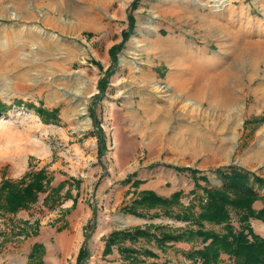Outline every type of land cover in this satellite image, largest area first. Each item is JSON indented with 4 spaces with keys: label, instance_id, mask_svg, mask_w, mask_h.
<instances>
[{
    "label": "rangeland",
    "instance_id": "rangeland-1",
    "mask_svg": "<svg viewBox=\"0 0 264 264\" xmlns=\"http://www.w3.org/2000/svg\"><path fill=\"white\" fill-rule=\"evenodd\" d=\"M222 6L214 0H0V103L7 107L0 112V180L41 168L52 178L35 203L0 217V264H45L50 253L72 255L76 264H189L184 255L199 241L160 249L153 241L125 240L105 254L115 231L185 226L160 209L142 210L140 218L123 206L142 191L164 198L181 191L186 206L194 182L174 167L198 171L207 188L223 186L213 172L220 167L264 179V0ZM155 41L161 51L152 49ZM17 101L58 109V124H44ZM254 188L264 196V186ZM84 219L83 243L59 249L60 226ZM231 223L237 228L233 212ZM250 226L264 239L261 221L251 219ZM34 245L40 250L31 256ZM84 246L88 256L80 263ZM127 247L157 257L140 255L136 262L121 253Z\"/></svg>",
    "mask_w": 264,
    "mask_h": 264
},
{
    "label": "trees",
    "instance_id": "trees-1",
    "mask_svg": "<svg viewBox=\"0 0 264 264\" xmlns=\"http://www.w3.org/2000/svg\"><path fill=\"white\" fill-rule=\"evenodd\" d=\"M135 6L136 2L131 5V8ZM128 18L130 27H132L133 18L131 15ZM126 36L127 33L124 34V38ZM114 51L115 48L113 47L109 50L113 61L115 60ZM109 73L110 70H107L105 77L99 80L98 89L100 94L104 93L106 89ZM16 103L32 109L44 124H58V109H47L42 105L35 106L31 103L22 104L20 101ZM6 108L5 105L0 103V112ZM98 137L100 138V135ZM103 144L104 140L100 138L99 145L103 146ZM99 151L102 152L103 148L101 147ZM173 169L188 173L194 182V189L189 192L190 195H193V198L186 206L180 203L181 191L172 193L168 198L158 196L152 191H142L137 198L132 200L131 204L123 206L122 211L143 218L142 210L160 209L166 217L184 222L185 228L165 232L157 227L156 231L152 233L146 228L115 231L108 236L104 253H109L113 245L125 240H129L131 243H136L141 239L149 242L153 241L160 249L169 242L199 241V247H192L184 255L189 264H264V239L254 233L250 226L251 219L259 220L264 224V196L259 195L254 188V185L262 188L264 179L238 167H220L213 172L221 179L223 186L207 188L199 184V180L207 182V178L202 176L198 179L196 177L198 171L190 168L174 167ZM51 181L52 178L45 168L36 171L29 170L17 180L1 179L0 217L15 214L19 210L28 208L29 205L37 201L40 193L47 191ZM139 184L138 181H134L132 186H138ZM63 187L64 185L61 184L54 188L52 195L48 194L45 197L44 203L50 205V202L54 201V196ZM198 189L201 190V195H197ZM68 193L67 191V197ZM256 201L263 203V207L259 210L253 208ZM232 212L236 215L237 228L231 223ZM207 225L217 226L220 231L207 229ZM33 248L31 256L37 252V248L40 250V246L34 245ZM121 253L136 262L140 260L138 258L140 255L150 258L157 257L155 253L147 248L136 250L127 247L122 248ZM87 254L88 250L84 246L79 251L78 262H84L86 256H88ZM222 255L227 257L226 262L222 261ZM152 264L157 263L153 262Z\"/></svg>",
    "mask_w": 264,
    "mask_h": 264
},
{
    "label": "crops",
    "instance_id": "crops-1",
    "mask_svg": "<svg viewBox=\"0 0 264 264\" xmlns=\"http://www.w3.org/2000/svg\"><path fill=\"white\" fill-rule=\"evenodd\" d=\"M232 3H234L236 0H230ZM227 3V2H226ZM66 203V202H65ZM68 204H66L65 206H67ZM66 211V210H65ZM86 221V219L83 220V222L80 223V226H76V224L72 223V225L70 226H60L61 231L57 234V244H58V248L62 249L64 251L71 249V248H76L78 246H80L83 243V223ZM71 224V222L69 223ZM100 227V226H98ZM183 228H185V226H182ZM183 228H178V229H183ZM89 238V237H88ZM86 238L85 241L89 240V243L91 241H95L96 236H92L90 239ZM88 239V240H87ZM39 244L41 246H47L45 243H43V245L41 243H36ZM68 260V258H70ZM67 258V259H66ZM68 260V261H67ZM43 263L45 264H76L75 258L72 259V255H65V253H63L61 256H53L51 253L46 255L43 257ZM166 264V263H165Z\"/></svg>",
    "mask_w": 264,
    "mask_h": 264
},
{
    "label": "bare ground",
    "instance_id": "bare-ground-1",
    "mask_svg": "<svg viewBox=\"0 0 264 264\" xmlns=\"http://www.w3.org/2000/svg\"><path fill=\"white\" fill-rule=\"evenodd\" d=\"M215 2H216V4L220 7V6H222V5H225L226 4V2H227V0H214ZM216 7V6H215ZM223 7V6H222ZM49 9V8H48ZM53 10V9H52ZM51 9H50V11H49V15L51 16V18L52 17H55V15H54V11H52ZM48 15V16H49ZM162 45L160 44V43H158V42H153L152 43V49L153 50H160L162 47H161ZM150 49H151V46H150ZM151 49V50H152ZM164 49V48H163ZM162 49V50H163ZM161 51V50H160ZM141 75H143V74H141ZM147 77V76H146ZM145 77V74H144V76H143V78H146ZM142 78V77H141ZM216 88V87H215ZM214 90H216V89H214ZM212 92H211V94L213 93V90H211ZM215 92V91H214ZM217 92V91H216ZM207 93V92H206ZM211 94H209V98H208V96H207V98L210 100V99H212V100H214V98H212V96H211ZM214 94V93H213ZM215 94H217V93H215ZM206 95H208V94H206ZM215 96V95H214ZM217 99H219V98H217ZM229 99H232L233 100V98L230 96L229 97ZM228 98H227V100H229ZM223 104V103H222ZM81 112H83V111H81ZM80 112V113H81ZM89 125V122H88V120L86 121V126H88ZM262 144V143H261ZM260 148H262V147H260ZM259 152H261V153H263V151H259ZM256 153V150H251V152H249L247 155H246V157L248 158V156H250L251 154H255ZM264 155V154H263ZM261 156V155H260ZM253 157V156H252ZM249 159V158H248Z\"/></svg>",
    "mask_w": 264,
    "mask_h": 264
},
{
    "label": "water",
    "instance_id": "water-1",
    "mask_svg": "<svg viewBox=\"0 0 264 264\" xmlns=\"http://www.w3.org/2000/svg\"><path fill=\"white\" fill-rule=\"evenodd\" d=\"M85 260H87V258Z\"/></svg>",
    "mask_w": 264,
    "mask_h": 264
}]
</instances>
